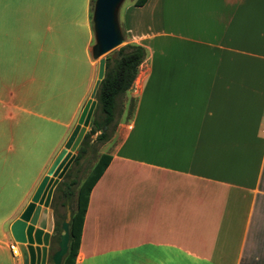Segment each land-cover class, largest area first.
I'll return each mask as SVG.
<instances>
[{"label":"crops","instance_id":"0c3cea01","mask_svg":"<svg viewBox=\"0 0 264 264\" xmlns=\"http://www.w3.org/2000/svg\"><path fill=\"white\" fill-rule=\"evenodd\" d=\"M92 1L65 16L0 5V264H23L12 225L91 98ZM135 3L129 43L156 45L153 64L125 94L137 100L131 117L128 100L98 154L96 164L103 155L110 163L91 191L76 264H264V113L254 86L264 0Z\"/></svg>","mask_w":264,"mask_h":264},{"label":"water","instance_id":"95a60500","mask_svg":"<svg viewBox=\"0 0 264 264\" xmlns=\"http://www.w3.org/2000/svg\"><path fill=\"white\" fill-rule=\"evenodd\" d=\"M127 0H96L93 12L95 44L91 54L99 61L98 78L91 98L84 106L78 124L55 158L46 176L41 181L32 201L11 228L23 264H63L69 250L71 213L63 223L58 248L54 247L57 235V214L51 208L56 189L75 163L87 129L92 126V117L97 107L96 95L106 74V56L125 42L120 23V12Z\"/></svg>","mask_w":264,"mask_h":264},{"label":"trees","instance_id":"16d2710c","mask_svg":"<svg viewBox=\"0 0 264 264\" xmlns=\"http://www.w3.org/2000/svg\"><path fill=\"white\" fill-rule=\"evenodd\" d=\"M148 0H137L136 7L144 6ZM147 57V49L142 45L128 43L118 52V57L106 58V74L96 95L97 107L94 113L93 128L85 136L80 148L74 167L80 165L82 159L86 158L90 151H95L93 136L100 133L96 139L97 143L108 142L116 128L117 106L121 96L130 91L139 75L140 67ZM112 130V131H111ZM110 163V159L103 155L88 177L81 184L78 195L76 209H71L72 219L70 222V242L69 250L63 264H76L79 254L84 221L88 209L91 191L100 177L104 174ZM73 169L70 170L63 183L57 188L52 208L55 210L58 220L54 239V247H58L62 234V225L67 220V216L61 213V208H66L71 204L75 196L73 189L79 185V181L73 177Z\"/></svg>","mask_w":264,"mask_h":264},{"label":"rangeland","instance_id":"374dc122","mask_svg":"<svg viewBox=\"0 0 264 264\" xmlns=\"http://www.w3.org/2000/svg\"><path fill=\"white\" fill-rule=\"evenodd\" d=\"M11 1L12 0H0V5L5 6ZM135 1L136 0H127L125 2V4L123 5L121 12H120V23H121L123 34L125 37V42L120 47H118L117 49H115L114 51L109 53L106 56V58L107 57H114V58L118 57L119 50L129 43V39H128L129 34L126 31L124 20H125V17L127 15L128 8L131 5H133L135 3ZM95 2H96V0H93L92 4H91V19L92 20H93V12H94ZM19 3H20V5H36V8L43 9L44 11L50 10V9H57V10L62 9V12H57V10L50 11L54 15H62V16H65V13L67 15H75V14L80 15L81 12L83 11L84 7H85L83 0H19ZM73 11L76 13H72ZM67 12H69V13H67ZM40 16H41V13L39 12V14H38L39 19H40ZM44 20H45V15H43L42 19L39 21H44ZM92 25H93V21H92ZM86 42H87L86 40H83L82 42H80L78 44L77 49H78L79 54H84L83 51H85V47L87 46ZM94 44H95V38H94V42L92 43L91 47H93ZM172 46H173V40H172V38H168L167 43H166V55H165L166 57L165 58L168 59V61L171 63V67H172V63L174 61ZM184 46L188 47L189 45H188V43H185ZM153 47H154V49H151V51L147 49V57H146V60L144 61V63L140 67V72L145 71L146 69H148L152 66L153 59L151 58L152 57L151 55L154 54L156 45H153ZM93 61H94V66H95V71H96V75L94 77V84H93V86H94L95 82L97 80V77H98L99 61H95V60H93ZM185 63H188V62H185ZM245 63L246 64L244 66H239V68H243V69L250 68L247 66L248 62H245ZM253 69L256 71L255 68H253ZM261 84H263V85L261 86ZM254 86L262 88L260 91L258 89V92H259L258 99L260 100L259 104L260 103L263 104L262 105V107H263L262 111L264 113V72L259 78L256 79V84ZM128 100H131V105H130L131 107L129 106L130 109L127 112V116L131 117L132 111H134V109L136 107L137 100L135 97L128 99L124 95L121 98H119V101H118L116 122H119L120 119H122V117H124V116H122V113L125 112L124 108H125L126 101L128 102ZM121 110H123V111L121 114H119V111H121ZM256 111H257V109H256ZM125 117H126V115H125ZM261 122H262V120H261ZM261 127H264V122H262ZM106 143L107 142L96 143L94 145V148L97 150V154H95V155L91 154L87 158L82 159L80 162V165L75 167V169L73 171V177L79 181V185H77L76 187L73 188L75 190V196L73 197L71 204L69 205V208L68 207L61 208V213L66 214V216L70 213L71 209H73V210L76 209L77 195H78L79 188H80L81 184L85 181V179L88 177L90 172L92 171L94 165L97 162L98 154L102 150V147H104L106 145Z\"/></svg>","mask_w":264,"mask_h":264},{"label":"built area","instance_id":"2783aa9c","mask_svg":"<svg viewBox=\"0 0 264 264\" xmlns=\"http://www.w3.org/2000/svg\"><path fill=\"white\" fill-rule=\"evenodd\" d=\"M262 132H263V134H264V128H263ZM13 254H14L15 256H20V257H21V253H20V250H19L18 247H13Z\"/></svg>","mask_w":264,"mask_h":264},{"label":"flooded vegetation","instance_id":"af4514ba","mask_svg":"<svg viewBox=\"0 0 264 264\" xmlns=\"http://www.w3.org/2000/svg\"><path fill=\"white\" fill-rule=\"evenodd\" d=\"M56 248H58V247H56ZM48 264H52V262L50 261V262H48Z\"/></svg>","mask_w":264,"mask_h":264}]
</instances>
